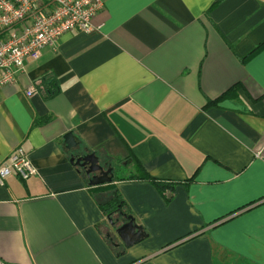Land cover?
Masks as SVG:
<instances>
[{
	"label": "crops",
	"instance_id": "obj_1",
	"mask_svg": "<svg viewBox=\"0 0 264 264\" xmlns=\"http://www.w3.org/2000/svg\"><path fill=\"white\" fill-rule=\"evenodd\" d=\"M102 2L91 32L64 34L0 89V161L21 148L37 171L0 183V263L264 264V49L239 61L264 40V0ZM48 73L61 92L26 96ZM129 152L176 183L171 202L115 181L134 171ZM85 154L112 169L142 242L106 241L113 228L70 162Z\"/></svg>",
	"mask_w": 264,
	"mask_h": 264
},
{
	"label": "built area",
	"instance_id": "obj_2",
	"mask_svg": "<svg viewBox=\"0 0 264 264\" xmlns=\"http://www.w3.org/2000/svg\"><path fill=\"white\" fill-rule=\"evenodd\" d=\"M102 8V0H0V89L14 82L27 61L38 60L44 48H55L64 34L91 32ZM34 94L29 87L26 96ZM36 173L21 148L0 161V183L12 174L27 180Z\"/></svg>",
	"mask_w": 264,
	"mask_h": 264
},
{
	"label": "trees",
	"instance_id": "obj_3",
	"mask_svg": "<svg viewBox=\"0 0 264 264\" xmlns=\"http://www.w3.org/2000/svg\"><path fill=\"white\" fill-rule=\"evenodd\" d=\"M218 4V1L211 4L210 9L215 7ZM262 49H264V40L258 45L253 47L246 55L239 58V61L242 64H245L248 60L258 54ZM37 93H39L43 98L51 99L56 97L60 92L61 88L57 83L56 78L53 74L48 73L40 77L33 83L32 86ZM238 84H234L226 89L218 97L207 100L206 103L202 106V110H207L209 108L217 106V104L223 100L232 99L236 95V90L238 89ZM130 160V164L133 166L134 171L126 178L118 177L115 181L122 180H141L150 182L159 195L163 198L165 203L171 202L174 186L176 183L164 182L151 178L148 173L145 171L141 163L134 157V155L129 152L126 161ZM114 161V160H112ZM121 162V161H119ZM78 168V167H77ZM79 169V168H78ZM81 170V169H80ZM82 171V170H81ZM85 180L88 181L85 172H81ZM194 175V174H193ZM193 175L186 180L185 184H188L193 180ZM114 178V176H113ZM114 180L110 183L104 185H99L96 187H90V193L93 199L97 202V205L103 215L107 218L110 225L111 223L116 225V222H119L121 225L128 221V217L133 219L131 212L121 197V194L117 191L115 185L113 184ZM254 203V202H252ZM249 205V204H248ZM251 205V203H250ZM241 209V208H240ZM238 210V209H237ZM235 210V211H237ZM231 214V213H230ZM134 221V220H133ZM118 226V225H117ZM120 226V225H119ZM191 234H188L189 236ZM106 241L111 244L108 236H106ZM192 238V237H190ZM122 254V253H121ZM120 254V255H121Z\"/></svg>",
	"mask_w": 264,
	"mask_h": 264
},
{
	"label": "water",
	"instance_id": "obj_4",
	"mask_svg": "<svg viewBox=\"0 0 264 264\" xmlns=\"http://www.w3.org/2000/svg\"><path fill=\"white\" fill-rule=\"evenodd\" d=\"M64 144L68 150H74L78 147V143L75 141L74 136L71 132L66 133L63 136ZM70 162L76 166L89 165L86 170V176L90 178L88 184L91 187L104 185L112 181V169L104 170L105 164H101L95 154H85L81 157H71ZM93 175V176H90ZM111 227L115 225L111 223ZM116 237L123 244L125 248H130L146 238V234L142 228L137 226L133 219L128 217V221L120 226H116L115 229ZM110 238V237H109Z\"/></svg>",
	"mask_w": 264,
	"mask_h": 264
},
{
	"label": "flooded vegetation",
	"instance_id": "obj_5",
	"mask_svg": "<svg viewBox=\"0 0 264 264\" xmlns=\"http://www.w3.org/2000/svg\"><path fill=\"white\" fill-rule=\"evenodd\" d=\"M78 157H79V156H78ZM78 167H79L83 172L86 173V170L88 169L89 165L87 164V165H85V166H83V167L80 165V166H78ZM104 168H105L104 170H107L106 166H105ZM90 176H93V175H90ZM87 178H88V177H87ZM90 178H91V177H90ZM90 178H88V180H90ZM113 225H114V224H113ZM117 225L119 226V225H121V224H120L119 222H116L115 227H116ZM115 227L113 228V230L115 229ZM106 236H108V238L111 237V239L109 238V240H110V242H111L112 245H115V243H116V242H114V238H115V236H113V235L111 236V235H109V234H106ZM116 244H117V243H116Z\"/></svg>",
	"mask_w": 264,
	"mask_h": 264
},
{
	"label": "rangeland",
	"instance_id": "obj_6",
	"mask_svg": "<svg viewBox=\"0 0 264 264\" xmlns=\"http://www.w3.org/2000/svg\"><path fill=\"white\" fill-rule=\"evenodd\" d=\"M111 230V234H113V236H116V234H115V231L114 230H112V229H110ZM110 239H111V237H110ZM114 242H119V239L118 238H114Z\"/></svg>",
	"mask_w": 264,
	"mask_h": 264
}]
</instances>
